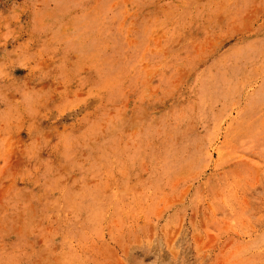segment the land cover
I'll return each mask as SVG.
<instances>
[{"label": "rangeland", "instance_id": "obj_1", "mask_svg": "<svg viewBox=\"0 0 264 264\" xmlns=\"http://www.w3.org/2000/svg\"><path fill=\"white\" fill-rule=\"evenodd\" d=\"M0 264H264V0H0Z\"/></svg>", "mask_w": 264, "mask_h": 264}]
</instances>
